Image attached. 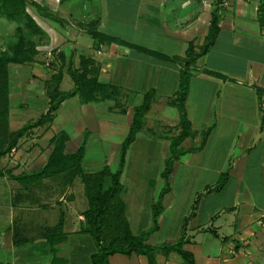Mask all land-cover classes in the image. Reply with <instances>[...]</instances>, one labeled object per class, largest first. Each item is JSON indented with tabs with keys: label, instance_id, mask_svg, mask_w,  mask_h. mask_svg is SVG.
I'll return each mask as SVG.
<instances>
[{
	"label": "crops",
	"instance_id": "crops-1",
	"mask_svg": "<svg viewBox=\"0 0 264 264\" xmlns=\"http://www.w3.org/2000/svg\"><path fill=\"white\" fill-rule=\"evenodd\" d=\"M213 1L160 0L157 3V0H147L143 2L144 8H141L146 11L137 14V22L143 17L147 20L143 22L144 28L148 23L162 26L167 30L165 35L168 39L177 42L176 46L180 48L176 52L160 50L158 53L170 58L184 57L191 43L197 52L204 45L209 32ZM138 3L142 4V0ZM260 3L261 0H224L216 42L208 53L198 57L189 68L190 81L185 111L191 125V135L179 146L181 157L174 162L176 173H171V177L174 175L173 178L176 179V174L180 172L183 176L181 183L189 190L183 211L176 217L172 216L170 221L168 209L174 207V204L177 206L179 202L173 188H170L162 199V213L158 217L157 229L153 231V204L151 213L145 215L148 216L145 221L141 219V213L137 212L132 215L133 222L127 217L126 204L121 200L129 228L132 229L131 222L138 227L137 233L133 230L131 232L134 235L149 233L146 243L151 246L173 245L185 229L186 243L183 249L193 255L194 264H264V232L258 225V220L264 215V108L261 107V100L264 99V26L258 20ZM46 6L64 19L46 24L47 28L41 27L46 40L38 46L48 47L47 50L54 52V64H47L43 59L47 57L46 52L38 49L32 63L21 65H26L27 69L17 66L10 73V66L17 64L9 65L10 130L17 131L47 112L49 98L46 82L62 71L59 89L63 91L62 85L70 77L67 72L69 62L75 69H79L82 59H90L87 65L88 68L97 70V81L112 86V89L106 98L96 93L91 100L79 95L65 99L54 113L52 123L29 131L20 139L15 153H9L0 159V171L6 172L0 177V264H76L74 258L82 260L80 264H91V255L96 252L97 245L87 231L84 215L89 207V204L88 207L84 204L88 199L83 175L90 174L83 168L86 150L80 163L82 171L78 174L56 175L27 187L16 176L31 174L42 168L53 149L51 140L60 132L68 135V153L76 152L83 144H93L92 139L83 140L77 133H74V138L77 139L72 138L68 128H73L74 123L81 128L82 135L87 132L94 134L105 128L102 120L110 119L126 125L125 136H128L133 110L142 104L145 94L151 89H136L134 97L122 101L123 85L119 87L113 83L112 73L119 60L134 56L135 53L157 59L161 62V87L169 83L172 71L174 80L175 74L178 76L175 84L179 88L183 70L180 61L160 60L115 43L107 44L108 51H105V44L96 45V41L83 28L85 22H81L82 28L76 30L69 27L73 26L72 13L63 16L61 11L56 10L61 5L55 6L49 0ZM67 6L71 8L69 4ZM80 6L83 9L82 18L88 19L86 23L99 19L100 32L156 52L151 47L107 32L106 27L110 23L105 13L93 6L95 10L90 8L85 13L84 4L81 3ZM169 7L170 14L175 17L171 28L167 27L169 20L165 11ZM30 14L41 26L42 16L37 11ZM56 23L59 27L53 26ZM85 34L91 37L92 42H85ZM59 55H62L63 60ZM14 72L16 76H13ZM92 76L89 75V78ZM24 84L28 86L29 98L39 100L38 97L43 98V95L47 97L45 111L26 119L24 112L28 107L19 101H12L17 96L12 95L13 88L17 87V94H22ZM40 85L43 87V95H40ZM209 85L221 87L218 97L207 98L206 88ZM73 88L74 82L67 91ZM155 98L156 93L138 134L145 129H153L155 125L162 126L165 130L171 127L172 130L167 131L171 134L168 139L170 147V139L181 129V112L173 114L172 122L165 120L168 117L162 114L158 116V112L154 110ZM172 100H167L166 104L174 106ZM10 102H13V108ZM104 102L111 103L106 115L100 113ZM32 104L36 106L37 102L32 100ZM32 108V112H36V108ZM77 110L79 114H75ZM12 124H19L20 127L11 129ZM119 124L112 127V133L115 130L121 131ZM206 131L208 135L204 141L203 134ZM123 141L119 143L120 150ZM135 141L136 138L132 143ZM47 142L50 145L43 150ZM39 152L45 153V159L40 163ZM221 156L222 160L219 158ZM218 158L221 160L219 165ZM197 184L199 189L194 191ZM144 185H147L146 182ZM144 191L148 192V189L145 188ZM61 219L62 228L55 230ZM171 225L174 227L172 231ZM86 245L92 249L83 260L81 251L82 246ZM154 255L155 264H187L177 252L158 249ZM109 264L150 262L143 255L116 253L109 257Z\"/></svg>",
	"mask_w": 264,
	"mask_h": 264
},
{
	"label": "trees",
	"instance_id": "trees-1",
	"mask_svg": "<svg viewBox=\"0 0 264 264\" xmlns=\"http://www.w3.org/2000/svg\"><path fill=\"white\" fill-rule=\"evenodd\" d=\"M224 0H214L211 11V20L209 25V32L206 37L204 45L199 52L195 51L193 43H191L186 51L184 57L170 58L164 54L148 50L146 48L136 46L129 42H125L117 37H113L102 33L98 30L99 19H95L83 25L87 33L98 44H118L128 48L142 51L146 54L155 56L160 60L175 59L180 61L183 65L181 72V80L179 86V94L173 99L172 104L176 105L181 112L180 131L172 138L170 144L171 157L168 161L170 167L166 168L162 176L168 181L172 173V166L174 161L180 156L181 150L179 146L181 143L191 135V125L187 119L185 111V101L187 99L189 90L190 74L189 68L196 61L198 57L204 56L209 49L214 45L220 32L221 11ZM37 7L38 5L35 4ZM39 8V6H38ZM48 18L57 20L52 12H46ZM0 19L12 21L16 24L15 31L17 33L16 42H8L6 48L0 50V159L11 153L12 149L16 148L21 138H23L29 131L34 128L44 126L54 121V113L59 109L61 103L69 98L79 95L80 97L91 100L95 98L97 93L99 96L106 98L110 95L108 93L112 86L101 84L97 81V70L88 68L90 59H82L79 69H75L71 62L68 64L67 72L74 82V88L70 91H60L59 85L62 79V71L52 76L51 80L46 82V92L49 98V108L46 113L32 123L24 125L17 131H11L9 127V71L10 64L24 65L32 63L35 55L38 53L37 47L40 42L36 37L43 35V30L36 23L32 15L28 12V0H0ZM258 20L261 26H264V0H261L258 9ZM63 60L62 55H59ZM92 61V60H91ZM89 75H93L89 78ZM155 95L153 89L149 90L141 105L136 106L133 110V120L130 131L126 139L121 145L119 153V166L115 172H109L108 168H103L101 171L93 174L91 178L83 175L85 183V193L88 199L89 207L84 212L86 219V227L88 233L96 242L97 250L91 255V264H109V257L116 253L131 255L146 256L150 264H155L154 252L158 249H163L166 252H177L182 256L187 264H194L193 255L183 249L186 243L185 229L178 241L173 245H159L151 246L146 243L149 233L134 235L125 219L124 205L116 199L122 193V174L126 165L127 150L132 142L135 140L138 132L142 129L145 115L151 108L152 99ZM208 132L203 134L204 141L206 140ZM68 135L65 132H60L56 135L51 143L53 149L42 168L31 174L22 173L16 176L19 182L27 187L32 183L39 182L45 178L53 177L60 174L81 172V160L85 153V144L74 153L66 151V142ZM6 172L0 171V177L4 176ZM170 190V186L162 189L159 199L153 206V231L157 229L158 217L162 213V199L164 195ZM114 209V212L111 211ZM118 214V215H117ZM110 215L111 219H107ZM119 217V218H118ZM121 218V219H120ZM110 222V223H108ZM63 226V219H61L55 230L61 229ZM109 241H105V237Z\"/></svg>",
	"mask_w": 264,
	"mask_h": 264
},
{
	"label": "rangeland",
	"instance_id": "rangeland-1",
	"mask_svg": "<svg viewBox=\"0 0 264 264\" xmlns=\"http://www.w3.org/2000/svg\"><path fill=\"white\" fill-rule=\"evenodd\" d=\"M50 2H53L56 5H61V8L57 7L56 10L61 11L62 15L65 16L68 13H72L71 16H73V19H71V23L73 26H69L72 28H75L76 30H79L80 27L82 28L81 22H87L88 19L82 18V12L83 9L80 8V4L83 3L87 13L90 11V8L94 9L93 7L98 8L99 12L105 13V15L108 17V26L106 27L107 32L116 33L118 36L123 37L125 39H128L129 41L138 43L140 45H144L147 47H151L152 50H155L156 52L160 50H165L166 52H176L179 51L180 48H177L176 43L172 41L171 39H168V37L165 35L167 33V30L165 28H162V26L158 25H151L147 24L146 28L143 27V22L147 21L146 19L140 18L139 23L137 22V14H139L140 11H146L144 8V3L147 0H142V4L139 5V0H65V3H63V0H49ZM173 1V0H171ZM201 1V0H197ZM48 0H28V12L29 13H36V11L42 16L41 27H46V24L53 23L54 20H51L48 18V15L46 12H53L57 18L55 20L56 22L58 20H64L61 17H59L58 14L55 13V11H51L48 6H46V3ZM144 2V3H143ZM157 3H160V0H157ZM35 4L39 6L36 7ZM69 4L71 8L67 6ZM63 5V6H62ZM147 5V4H146ZM145 5V6H146ZM65 6V7H64ZM93 6V7H92ZM154 7L156 5L154 4ZM80 8V9H79ZM88 9V10H87ZM95 10V9H94ZM167 13V17L169 20L168 28H171L173 21L175 20L174 15H171L170 7L165 10ZM77 12V13H75ZM84 13V14H85ZM152 13H155L154 11ZM164 20V19H163ZM46 23L44 24V22ZM162 21V20H161ZM163 23L166 22L162 21ZM37 23V22H36ZM51 23V24H52ZM83 23V24H85ZM70 24V23H69ZM53 26L59 27V25L53 24ZM16 24L12 21H7L5 19H0V50H4L6 48V45L8 42H16L17 41V33L15 31ZM42 29V28H41ZM43 30V29H42ZM44 32V31H43ZM45 34V33H44ZM37 41L40 40L38 45H42L44 39L46 40V36L40 35L36 37ZM84 40L86 43L92 42V39L89 35H84ZM175 44V45H174ZM181 47V46H180ZM38 49L44 50L46 52L47 57L43 59L46 60L47 64H54L53 57L54 52L49 49L48 47L45 48L44 46H38ZM168 49V50H167ZM105 51H108L107 44H105ZM92 53V52H91ZM136 55L127 57L126 59L123 58L119 60V64H116V68L113 70V83L117 86L123 85V91H122V101L131 99L134 97L136 92H134L136 89H154V92L156 93V103L154 105V110L158 112V116L161 114L166 118L165 120L172 122L171 117L176 112H180L179 108L174 105H167V100L175 99V97L179 94V88L176 86V78L178 77L175 74V80H174V73L171 71V76L169 77V83L167 85H164V87H161L159 85V79L161 77V74L159 73V70H161L160 63L157 59L149 58L148 56H139L137 53ZM42 58V57H41ZM175 60V59H173ZM118 65V66H117ZM22 67L24 69H27L26 65H11L10 67V73L16 68V67ZM13 76H16V72H14ZM11 80V79H10ZM175 84V85H174ZM73 86V82L70 77L64 81L62 85V90L67 91L71 89ZM40 91L43 95V87L40 85ZM221 87L217 86L214 88L213 85H209L206 88V91L208 92L207 98L212 97H218ZM22 94H17V87L13 88L12 95L16 96L15 98H12V101L14 102L19 101V103L25 104L28 108H25L26 114H24V119L26 117H30L34 114L39 115L41 112L45 111V107L47 105V97L46 95H43L44 97H38L39 98H29L31 97L28 92V86L24 84L22 86ZM31 90V89H30ZM39 95V96H40ZM33 96V95H32ZM174 97V98H173ZM32 100L37 102V105L32 104ZM13 102H10V106L13 108ZM217 102V101H216ZM111 105L109 102H104L101 104V114H108V107ZM35 107L36 112H32V110ZM75 106H73V109ZM29 111V112H28ZM72 111V107H71ZM79 110L75 111V114H79ZM32 112V113H31ZM156 112V113H157ZM157 116V117H158ZM156 117V118H157ZM170 117V118H169ZM164 119V118H163ZM181 119V118H180ZM110 120V119H109ZM104 119L102 120L103 127H105L101 132H94L90 133L87 132L82 135L83 131L81 128L76 126V123H74L73 128H68V132L72 136V138L75 137L74 133L79 134L83 140H89L92 139L94 141L93 144H87L85 146L86 150V158L83 163V168L85 171L90 172V174L86 173L85 176L88 178H91L93 174L96 172L101 171L103 168H108L109 172H115L118 169L119 166V153H120V147L119 143L123 141V139L126 137L127 128L126 125L121 124V131H117L112 129L115 126H118L119 123L113 122L114 120ZM119 124V125H120ZM171 124H169L170 126ZM20 127V125L12 124L11 129H17ZM172 128H168V130ZM1 130V129H0ZM168 130H165L164 127L155 125V127L151 130H143L141 131L137 137L136 141L130 145V147L127 150V156H126V165L123 170L122 174V193L118 198L116 199L117 202L122 200L126 204V215L129 218L130 221L134 222V218H132L133 214L140 212L142 217L141 219L145 221L148 215L151 213V206L153 204H156L158 201V197L162 189H164L167 184L170 186V188H173L174 195L178 196V205L174 204V207L168 209V214L170 215V221L173 219L172 216L180 215V213L184 209V204H186V194L188 193V189L186 190V187L184 184H182L181 179L183 176H181L180 172L176 174V179L173 178L174 175L169 176L168 181L162 176V173L164 170L168 167H170V163L168 162L171 157L170 147L168 139L170 138L171 134H168ZM173 133V132H172ZM91 135V136H90ZM91 137V138H90ZM77 139V138H74ZM80 141V140H79ZM171 141V139H170ZM191 142V141H190ZM88 143V141H87ZM50 144L48 142L44 145V149H47ZM42 150V149H41ZM40 155V162H43L45 159V153L43 154L39 152L38 156ZM221 155V154H220ZM219 155V156H220ZM12 156V155H11ZM181 157V156H180ZM222 160V156L219 157ZM218 158L217 165L221 162V160ZM175 162V161H174ZM172 166V172L174 171L176 173V168ZM27 168V167H26ZM25 168V170H27ZM146 182L147 185H144ZM221 183V181L219 182ZM139 184V185H138ZM220 184L219 186H221ZM189 186V185H188ZM139 187V190H138ZM193 186H191L192 188ZM222 187V186H221ZM147 188L148 192H145L144 189ZM199 189V184L195 186L194 191ZM153 199V200H152ZM85 207H88V202L85 200ZM112 213L115 211L114 209L111 211ZM118 215V214H117ZM119 218V217H118ZM126 218V217H125ZM107 219H111L110 215H108ZM121 219V218H120ZM131 222L132 229L130 227V230H133L134 233H137L138 227L136 224ZM110 223V222H108ZM171 231L174 230V227L172 225L170 226ZM90 240V239H89ZM105 241H109V238L105 237ZM92 244L90 243V247ZM83 250L81 253L82 259L85 260L86 254H88L92 248H90L88 245L86 247L82 246ZM82 261V260H81ZM77 260V258H74V263L80 264L82 263Z\"/></svg>",
	"mask_w": 264,
	"mask_h": 264
},
{
	"label": "built area",
	"instance_id": "built-area-1",
	"mask_svg": "<svg viewBox=\"0 0 264 264\" xmlns=\"http://www.w3.org/2000/svg\"><path fill=\"white\" fill-rule=\"evenodd\" d=\"M261 107L264 108V99L261 100ZM16 149H12L11 154L15 153ZM258 225L260 227V229L264 232V215H262L260 217V219L258 220Z\"/></svg>",
	"mask_w": 264,
	"mask_h": 264
}]
</instances>
